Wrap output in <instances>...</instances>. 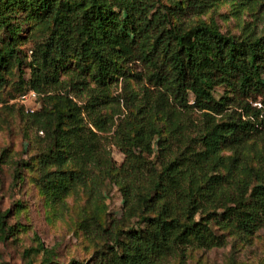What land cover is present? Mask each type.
<instances>
[{
    "label": "trees",
    "instance_id": "1",
    "mask_svg": "<svg viewBox=\"0 0 264 264\" xmlns=\"http://www.w3.org/2000/svg\"><path fill=\"white\" fill-rule=\"evenodd\" d=\"M211 2L0 0L7 34L0 67L22 62L15 46L20 23L11 19L17 9L42 26L17 93H39L38 107L20 104L47 140L38 156L39 187L63 194L92 167L121 183L120 217L107 225L95 218L80 223L102 239L94 264H161L186 245L221 244L214 225L246 234L264 223V160L252 165L242 155L245 142L264 131V33L237 36L213 19L181 18ZM71 57L85 68L89 59L101 83L124 74L123 63L143 64L134 74L144 81L125 97L128 111L119 122L100 112L96 95L80 105L62 89L59 73ZM221 84L233 95L216 96ZM103 139L123 153L119 165ZM224 147L232 153L222 154ZM44 249L42 242L34 248Z\"/></svg>",
    "mask_w": 264,
    "mask_h": 264
},
{
    "label": "rangeland",
    "instance_id": "2",
    "mask_svg": "<svg viewBox=\"0 0 264 264\" xmlns=\"http://www.w3.org/2000/svg\"><path fill=\"white\" fill-rule=\"evenodd\" d=\"M158 1L171 4L175 0ZM181 18L189 24L213 19L221 31L237 36L260 35L264 33V0H212L200 12ZM11 19L20 23L15 46L23 58L22 62L11 60L0 67V219L5 226L4 232L0 230V264H94L102 239L84 231L80 223L85 218H95L107 225L112 218L120 217L124 209L121 183L92 167L84 182L73 183L63 194L54 195L39 187L38 156L47 148L45 132L27 121L15 98L20 85H26L31 50L43 32L36 18L25 16L22 8ZM6 39V30L0 27V45ZM75 59L69 58L59 73L62 89L66 88L80 105L96 95L100 112L119 122L128 111L125 97L136 93L144 81L134 74L143 71V64L123 63L124 74L101 83L94 78L95 65L89 59L86 68ZM214 93L233 95L225 84L216 86ZM104 141L113 162L119 165L123 153L113 143ZM221 153L230 154L232 149L224 147ZM242 155L252 165L263 162L264 131L245 142ZM65 166L72 164L67 162ZM54 167L49 164L47 169ZM134 220L132 217L130 223ZM214 228L224 235L221 244L186 245L167 255L161 264H264V223L246 234L217 225ZM39 242L46 250H34Z\"/></svg>",
    "mask_w": 264,
    "mask_h": 264
},
{
    "label": "built area",
    "instance_id": "3",
    "mask_svg": "<svg viewBox=\"0 0 264 264\" xmlns=\"http://www.w3.org/2000/svg\"><path fill=\"white\" fill-rule=\"evenodd\" d=\"M39 93L34 89L25 90L17 95L15 98L20 104L24 105L26 108L33 109L37 105V97Z\"/></svg>",
    "mask_w": 264,
    "mask_h": 264
}]
</instances>
